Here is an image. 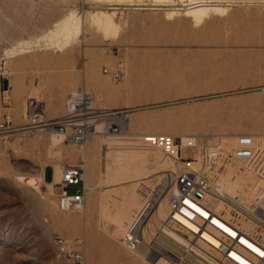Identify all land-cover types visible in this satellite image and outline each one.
<instances>
[{
    "label": "rangeland",
    "instance_id": "374dc122",
    "mask_svg": "<svg viewBox=\"0 0 264 264\" xmlns=\"http://www.w3.org/2000/svg\"><path fill=\"white\" fill-rule=\"evenodd\" d=\"M150 5L143 4L141 8L117 5V17L129 18L125 26H121L119 38H103L83 27L80 45L62 51L49 45L48 37L44 36L55 19L72 7L84 19L96 7L109 8L112 4L107 0H0V122L11 112L9 118L13 124L12 128L0 129V264H131L133 253L121 242L124 231L116 224L115 215L132 206L113 205L121 199L118 191L112 190L111 194L98 188L95 191L100 201L97 211L87 219L82 211L58 209L57 187L52 189L42 182L40 191H35L16 179L20 174L39 178L43 166H50L47 174L48 179H52V163L55 162L59 165L88 163L82 144L65 139L68 150L57 153L49 141L52 129H42V125L18 128L27 125L25 114L31 94L42 98L44 118L56 119L64 114L75 85L93 94L95 104L103 107L96 90L87 85L89 70L93 79L121 88L119 96L103 100L107 107L122 106L112 109L121 112L110 117L130 133L105 132V136L122 133L139 136L146 128L156 129L161 125L200 137H215L214 140L222 141L226 137L223 141L230 142L231 145L225 146L230 149L243 145L239 142L241 136H249L253 145L262 148L260 154L264 157V1L235 0L228 11L208 19L203 25H195L185 15L168 18L165 9L148 8ZM6 16L10 17L9 21ZM133 16L137 19L132 20ZM138 17L146 21H139ZM178 17L179 21H175ZM119 61L124 63L126 75L114 80L103 69ZM6 78L8 88L3 83ZM52 94L54 101L50 105ZM23 107L26 123L17 125L16 113ZM131 107L135 109L122 111ZM115 118H122L121 122ZM133 121L142 124L131 130L129 124ZM95 157L96 167L91 161L87 166V177L93 184L99 181L103 164L100 153ZM228 170V176L236 170L238 173L250 170L249 186L263 177L251 173L252 167L244 160ZM139 182L136 188L139 198L134 206L154 199L160 193L158 188L170 184L172 179L166 173H149ZM80 187V184L71 185L68 190L75 192ZM86 195L87 201L91 194L88 191ZM102 198L109 199L110 203L99 206ZM56 215H66L73 221L66 228L58 227L51 220ZM157 227L156 224L144 234V242L152 239ZM56 235L69 242L79 239L80 243L74 246L83 250V260L78 262L61 256L53 240ZM138 254L143 257L142 253Z\"/></svg>",
    "mask_w": 264,
    "mask_h": 264
},
{
    "label": "built area",
    "instance_id": "2783aa9c",
    "mask_svg": "<svg viewBox=\"0 0 264 264\" xmlns=\"http://www.w3.org/2000/svg\"><path fill=\"white\" fill-rule=\"evenodd\" d=\"M103 71L114 80H121L126 75L121 61L114 68L104 67ZM25 116L29 128L45 123L43 129L55 128L75 144H82L99 121H107L112 131L123 129L110 117V111L94 106V96L84 88L70 95L67 110L60 118L45 120L43 103L36 98L30 100ZM12 127L8 116L0 122V129ZM239 140L243 145L230 149L221 139L210 140L207 136L184 138L162 132L155 136L157 146L175 157L178 168L173 173L174 189L169 194L168 212L152 239L146 242L148 254L155 257L153 264H264V190L255 194L248 206H243L238 201L239 195H231L224 185L228 168L241 160L252 167L251 173L264 176L262 148L253 145L249 136H241ZM54 178L53 168L51 180ZM86 178L84 163L61 165L60 180L55 183L59 210L79 211L84 207ZM79 184L81 187L75 192L68 190L69 186ZM160 189L161 186L157 191ZM212 199L227 203L231 212L219 211ZM141 216L121 236L122 244L128 249H137L144 241L139 228ZM247 221L253 223L254 228L249 229ZM172 233L184 239L179 250L171 249L165 242L171 238L176 240ZM53 240L59 246L61 256L78 262L83 260V250L74 246L80 243L79 239L69 242L56 235ZM159 243L164 245L161 247Z\"/></svg>",
    "mask_w": 264,
    "mask_h": 264
},
{
    "label": "bare ground",
    "instance_id": "6f19581e",
    "mask_svg": "<svg viewBox=\"0 0 264 264\" xmlns=\"http://www.w3.org/2000/svg\"><path fill=\"white\" fill-rule=\"evenodd\" d=\"M107 1H109V3L112 4L111 7H109V8L103 7V6L96 7L94 10L89 11L84 19H82L80 17V15L77 14L75 8H73V7L69 8L61 17H59L58 19H55V21L52 23V25L44 33V36L48 37V39H49L48 44L52 45V46H56L62 51L66 50V49H74L77 45H80L81 41L83 40L80 37V34L83 31V27H85V29L87 28V29L91 30L93 32V34H97V36H98V34L102 35L103 38H109V39L110 38L111 39L119 38L120 34L122 33L121 32L122 31L121 26L124 25L127 21H129L128 17H123L121 20L117 17L116 8H117V5H121V4L135 5L136 8H141L143 6V4H145V5L151 4L150 6H148V8H163V9H165L166 10L165 13H166V16L168 18L173 19L177 16L180 17L182 15H185V16L189 17L195 25H203L208 19H212L217 14L225 13L226 11H228L230 9V5L235 0H150L151 3H149V1H147V0H107ZM181 1H182V4L180 3ZM15 4H16V2H15ZM179 4H181V5H179ZM231 8H232V6H231ZM248 8H250V7H248ZM16 9H18V8H16ZM15 11H17V10H15ZM51 12H53V11H51ZM135 14H136V12H135ZM153 14H155V13H153ZM153 14H151V15H153ZM140 15H141V13H140ZM130 17H132V16H130ZM157 17H159V16L157 15ZM179 17H178V20H175V21H179ZM9 18L7 17L8 21H9ZM154 18H153V20H154ZM134 19L136 20L137 18L135 16H133L132 20H134ZM156 19L157 18H155V20ZM138 20L143 22V21H146V18L138 17ZM159 21H161V20H159ZM167 22L170 23L171 21L170 22L167 21ZM10 23H11V21H10ZM152 23L157 25V23H155V22H152ZM149 25H151V24H149ZM151 26H153V25H151ZM5 27H8V26H5ZM13 28H15V27H13ZM7 31H10V30H7ZM46 44H47V42H46ZM114 66H112L111 68H114ZM6 67L9 69V66H6ZM87 75H88L87 76V85L90 88L92 87L96 90L97 99L103 105L104 109H106V110L110 109V110H108V111H110V114L111 113L115 114L117 112H121L119 110L114 112L112 109H119L122 106H120V107H107L104 104V102L106 101V98L110 99V98H114L116 96H119L121 88L119 89L117 87H113L112 85L108 84L107 82H102L100 80L93 79V75H92V72L90 70L88 71ZM107 75H109V74H107ZM75 87H76V89H75V91H73L75 93L79 92L82 89V88H78V87H80L79 85H75ZM74 88H73V90H74ZM62 92H64V91H61L60 93H62ZM30 96L32 98H36L39 100L42 99L40 97H37L35 94H31ZM53 96H54V94H52L50 99H49L50 105H53V101H54ZM104 98H105V101L103 100ZM102 100H103V102H101ZM94 106L100 107V106H97L95 104V98H94ZM127 106H129V105H127ZM103 107H100V108H103ZM132 107L126 108L122 111H129V110L132 111V109H135ZM66 110H67V102H66ZM66 110H65V112H66ZM25 111L26 110L23 107V110L16 113L17 114V120L16 121L18 122L17 125H24V123H26L23 121L24 120L23 114L25 113ZM63 115H61V116H63ZM61 116H56V118L61 117ZM9 117H12L11 112H10ZM50 119H55V117L54 118L53 117L52 118H50V117L45 118V120H50ZM121 119L122 118H116V120H118L120 122H121ZM44 124H41V125H44ZM141 124H142V122L138 123V122L133 121L129 124L130 129L135 130L136 127L140 126ZM29 127L30 126L26 125V126H21L18 129H26ZM108 127H109V123H107V121L97 122L95 130L91 133V135L88 136V138L82 143V145L79 144L82 146L83 156L88 162L85 164L86 168H87L90 161L92 162L93 166L96 167L97 162H96L95 154L98 155L100 153L101 159L103 162V164L101 165L102 166L101 175L99 176L100 178H99V181L97 183L93 184L92 180L88 179V177L86 178V191L87 192L89 191V193L91 195H90V198L86 201V204L84 205V207L79 211H82V214L87 219L92 217V214L94 213V210H96L98 202H100L97 200V193L95 192L98 188L105 190V191H110V193L112 190H115L116 192L118 191L119 194L121 195V199L119 201L113 200L114 201L113 205L117 206V207H121V208H129L131 206L132 207L130 209H128L127 211L123 210V211H120V213H116V215H115L116 224L118 226L120 225L121 230L125 231V229H127L139 215H142L140 218V221H139V228L142 229L143 238L145 239L144 234L148 233L147 231H149V230L150 231L153 230L154 226L156 224L159 225L160 222L164 219V217L166 216V214L168 212L169 194H170L171 190L174 189L173 173L176 172V170L178 168L175 157L171 156L165 150H163L162 148L157 146V144L155 143V139H154L155 135L162 132V133H171L174 135L178 134V135L185 138L188 135H192V134L188 133V131L176 130V129H172L169 127H163V126L159 125L156 129H152L150 127L146 128L145 130H143L139 133V136H127L126 134H123V133L122 134H110L108 136H105V134H104L105 132L106 133L118 132V131H112ZM122 127H123V125H122ZM123 129H124V127H123ZM123 129H122V131L124 133H130L129 130L125 131ZM134 134H137V133L134 132ZM50 137H51V140H49V141L51 143V146L53 145L56 147L55 151H57V153H61L63 149L68 150L67 146H65V145H67L65 142V139H67V138L65 137L64 133H62L61 131H59L55 128H52ZM214 139H215V137H214ZM223 139H227V138L223 137L222 142L224 143L225 146H228V144H230V142L226 143L225 142L226 140L223 141ZM57 155L59 157V154H57ZM55 156H56V154H55ZM223 156H224V153L222 154V157ZM52 165H53V168L55 170V178L53 181L45 179V177H44L45 166H43V168L41 166V168H42L41 173L42 174L39 178H37L33 175L26 176L24 174H20L17 176L16 179L18 182L26 183L27 185H29V187L30 186L33 187L35 191L36 190L40 191V189H41L40 186H41L42 182H45L47 185H49V187H51L52 189H55V187H56L55 183H57L60 180L61 165H59L56 162L52 163ZM247 171H249V172H247ZM247 171H245L247 173H238L236 170L235 172L233 171L234 173L231 176L225 175V177L223 178L224 185H225V188L227 189V191L229 193H231V195H239L238 201L243 206H248L251 203L252 199L254 198L255 194L260 193L264 190V176L262 178H260L259 182H255L256 184L254 183V186H252V185L249 186L250 184L249 185L247 184L248 183L247 178L250 174V170H247ZM149 173H151V174H153V173L154 174L166 173L172 179V182L170 183L171 185L169 184V182H170L169 181L168 184L170 186L168 184H164V187H161V189L159 191L160 193L158 192L159 194H157L154 199L153 198L148 199L146 202H144L143 205L134 206V204L137 203V200L139 198L138 197L139 194L137 195V191H136V188H137L138 184L140 183L139 181H141V179L144 177V175L149 174ZM113 192L114 191H112V193ZM99 194L101 195V193H99ZM167 195H168V200H166ZM45 199L46 198H44V200ZM101 200H102L101 201L102 203H100L99 206H101V204L104 206L105 204L108 205L110 203L109 199L102 198ZM149 202H150V204H149ZM46 203H47V201H46ZM46 203H44V205ZM212 203L217 207V209L219 211L225 210V212H227V213L231 212V207H229V205L226 206L227 203H225L224 201H222L220 199H212ZM101 211L102 210H100L99 213H101ZM55 213H53V215ZM70 215H71V213H70ZM63 216L64 217H60V216L57 217V215H56L55 216L56 218L54 217V219H51L52 223L58 224V227L60 226L61 228L68 227L70 225V223H72L73 220L70 217H66V215H63ZM76 216H78V214ZM79 216H81V215H79ZM51 218H53V217H51ZM75 219H77V218H75ZM79 219H80V217H79ZM147 219H151L148 224L146 223ZM89 221H91V220H89ZM80 222H83V221L80 220ZM91 222L93 223V221H91ZM120 222H122V223L118 224ZM145 223L148 225V227H145L146 226ZM89 224H90V222H89ZM123 224H125V227ZM246 226L249 229L254 228V224L249 222V221L246 222ZM88 227H89V225H88ZM69 228H71V227H69ZM76 228H74V229H76ZM108 229H110V228H108ZM86 230H87V228H86ZM106 231H108V230H106ZM123 231H121V232H123ZM66 232H68V230H66ZM172 235L176 238V240H173L172 238H171V240L166 239L165 241H167V245L171 249H176V250L181 249V246L184 242V239L181 238L176 233H172ZM209 238H211L213 241H215L212 237H209ZM162 244L163 243H159V246L162 247L164 245V244L163 245ZM147 249H148V245L144 241L142 242V244L137 249H128L129 251H131L130 253H133L132 255H130L131 256L130 257L131 262L130 261L129 262L131 264H132V262L134 264H142L143 262H146V264H153L155 257L150 256L148 254ZM138 253H140V254L142 253L143 257L141 258L140 256H138L139 255ZM124 254H127V253H125V251H124ZM91 262H93V261H91Z\"/></svg>",
    "mask_w": 264,
    "mask_h": 264
},
{
    "label": "crops",
    "instance_id": "0c3cea01",
    "mask_svg": "<svg viewBox=\"0 0 264 264\" xmlns=\"http://www.w3.org/2000/svg\"><path fill=\"white\" fill-rule=\"evenodd\" d=\"M18 99H19V98H18ZM49 167H50V166L45 167V170H44V177H45L46 180H51V179H48V174H47V170H48ZM52 167H53V166H52Z\"/></svg>",
    "mask_w": 264,
    "mask_h": 264
},
{
    "label": "water",
    "instance_id": "95a60500",
    "mask_svg": "<svg viewBox=\"0 0 264 264\" xmlns=\"http://www.w3.org/2000/svg\"><path fill=\"white\" fill-rule=\"evenodd\" d=\"M3 83H4V87L5 88H8V79L7 78L4 79Z\"/></svg>",
    "mask_w": 264,
    "mask_h": 264
}]
</instances>
